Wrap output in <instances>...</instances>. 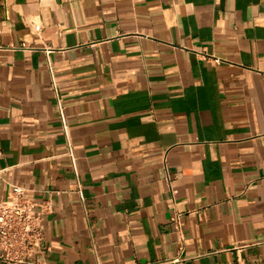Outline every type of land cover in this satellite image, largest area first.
Instances as JSON below:
<instances>
[{
  "label": "crops",
  "instance_id": "1",
  "mask_svg": "<svg viewBox=\"0 0 264 264\" xmlns=\"http://www.w3.org/2000/svg\"><path fill=\"white\" fill-rule=\"evenodd\" d=\"M12 186L34 264H264V0H0Z\"/></svg>",
  "mask_w": 264,
  "mask_h": 264
},
{
  "label": "built area",
  "instance_id": "2",
  "mask_svg": "<svg viewBox=\"0 0 264 264\" xmlns=\"http://www.w3.org/2000/svg\"><path fill=\"white\" fill-rule=\"evenodd\" d=\"M41 28V24H34L36 32H39ZM59 111L67 138V154L76 168V157L70 140L64 107L61 103H59ZM79 193L83 197L81 190ZM36 205L38 204L25 198V189L20 186H12L5 198L0 197V259L12 264H34L32 259L41 248L45 238L42 215L34 213ZM173 222H175L176 229L181 231L179 216L174 217ZM181 259L177 256L173 261L179 262Z\"/></svg>",
  "mask_w": 264,
  "mask_h": 264
}]
</instances>
